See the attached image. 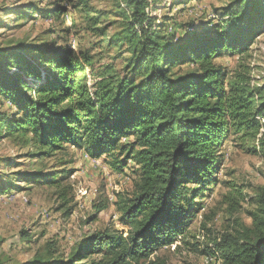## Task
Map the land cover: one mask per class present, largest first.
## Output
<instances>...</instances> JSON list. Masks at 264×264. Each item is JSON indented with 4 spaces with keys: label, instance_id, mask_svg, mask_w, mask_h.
<instances>
[{
    "label": "trees",
    "instance_id": "16d2710c",
    "mask_svg": "<svg viewBox=\"0 0 264 264\" xmlns=\"http://www.w3.org/2000/svg\"><path fill=\"white\" fill-rule=\"evenodd\" d=\"M160 4L119 1L112 32L97 30L106 47L115 48L114 62L66 47H0V106L6 99L17 110H0V133L25 137L37 158L72 146L93 159L107 157L114 172L131 162L137 174L132 195H116L114 204L125 230L87 236L66 261L47 251L28 264H166L153 253L176 241L185 245L187 227L201 210L195 199L215 182L223 139L234 135L264 161V83L251 86L247 62L264 33V0H232L225 20L184 42L163 36L155 15ZM223 53L238 55L234 69L215 61ZM184 65L193 69L183 71ZM68 173L33 176L61 189L60 208L70 203V184L61 186ZM226 186L237 193L230 205L244 200L233 183ZM255 202L245 235L213 242L221 264H264V189ZM102 210L95 207V214Z\"/></svg>",
    "mask_w": 264,
    "mask_h": 264
},
{
    "label": "rangeland",
    "instance_id": "374dc122",
    "mask_svg": "<svg viewBox=\"0 0 264 264\" xmlns=\"http://www.w3.org/2000/svg\"><path fill=\"white\" fill-rule=\"evenodd\" d=\"M119 1L0 0V47L17 42L46 49L66 47L74 53L95 55L104 63L114 62L111 59L116 55L115 48H107L97 30L106 26L107 32H112L109 23L116 20ZM231 1L160 0L155 15L164 24L165 38L184 42L192 32L201 34V27L209 29L225 20V9ZM58 10L61 12L57 14ZM49 12L51 15L47 16ZM90 18H98V24L88 21ZM247 55L250 84L259 86L264 83L263 32ZM237 58V54L223 53L215 61L231 70ZM116 64L119 66V62ZM181 68L193 69L191 65ZM0 110L8 114L17 111L6 99H2ZM24 140L25 137L8 135L4 130L0 133V188L7 189L0 194L3 264H28L36 254L46 256L47 251H55L54 260L66 261L73 248L87 236L104 230H125L114 204L116 195H132L137 175L133 163L127 162L122 173L114 172L107 157L93 159L72 146L37 158L36 150L24 144ZM219 149L215 182L195 199L201 210L187 227L185 245L176 241L153 253V257L164 259L166 264H221L213 242L225 235L237 239L252 227L250 212L255 210L257 195L264 189V161L231 134L223 139ZM66 172L68 177L61 186L70 184L67 197L70 203L60 208L61 189L46 185L45 179L33 180V176L59 179ZM228 182L244 196L238 205H230V201H237V193L226 186ZM97 206H104L99 214H95ZM68 208L72 211L65 216ZM91 217L93 220H89Z\"/></svg>",
    "mask_w": 264,
    "mask_h": 264
}]
</instances>
